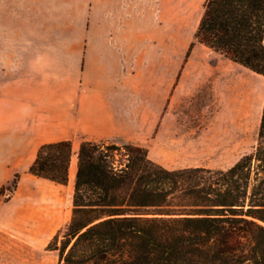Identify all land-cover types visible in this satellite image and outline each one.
<instances>
[{"label":"trees","instance_id":"16d2710c","mask_svg":"<svg viewBox=\"0 0 264 264\" xmlns=\"http://www.w3.org/2000/svg\"><path fill=\"white\" fill-rule=\"evenodd\" d=\"M194 39L264 76V0H205ZM71 157L70 140L43 144L28 173L66 185ZM47 249L57 264H264V101L255 146L227 169H168L144 147L82 140L71 217Z\"/></svg>","mask_w":264,"mask_h":264},{"label":"crops","instance_id":"0c3cea01","mask_svg":"<svg viewBox=\"0 0 264 264\" xmlns=\"http://www.w3.org/2000/svg\"><path fill=\"white\" fill-rule=\"evenodd\" d=\"M112 3L129 0H0V189L21 175L8 202L0 194V251L3 208L26 192L43 196L32 185L51 184L57 193L67 185L27 173L41 145L131 143L162 166L174 162L160 154L177 152L164 144V122L174 114L179 86L168 99L166 80L159 78L161 107L136 112L135 59L120 42L117 11L103 7ZM75 174L72 153L69 179Z\"/></svg>","mask_w":264,"mask_h":264},{"label":"rangeland","instance_id":"374dc122","mask_svg":"<svg viewBox=\"0 0 264 264\" xmlns=\"http://www.w3.org/2000/svg\"><path fill=\"white\" fill-rule=\"evenodd\" d=\"M204 2L129 0L103 5L117 11L120 42L135 59L136 112L149 115L161 107L159 78L166 80L168 99L179 86L174 114L164 122L168 135L164 144L174 145L177 152L160 154L174 160L163 165L169 169H227L256 143L264 76L194 39ZM77 149L72 145L73 154ZM73 183L69 179L59 193L51 184L32 185L43 196L26 192L20 203L2 209L0 264H57V252L47 246L56 234L62 235L70 220ZM8 195L4 189L3 202Z\"/></svg>","mask_w":264,"mask_h":264}]
</instances>
